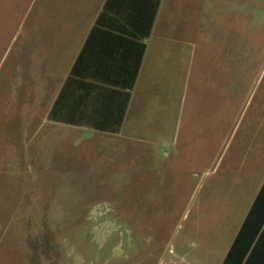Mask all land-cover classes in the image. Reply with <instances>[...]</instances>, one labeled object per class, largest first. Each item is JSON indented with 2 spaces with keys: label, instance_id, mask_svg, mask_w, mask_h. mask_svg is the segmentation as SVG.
I'll return each mask as SVG.
<instances>
[{
  "label": "rangeland",
  "instance_id": "obj_1",
  "mask_svg": "<svg viewBox=\"0 0 264 264\" xmlns=\"http://www.w3.org/2000/svg\"><path fill=\"white\" fill-rule=\"evenodd\" d=\"M176 2L198 56L219 52L234 68L226 72L221 56L211 72L219 85L214 150L206 136L194 139L192 159L186 152L176 153V147H158L153 167L162 187L151 193L156 202H125L117 208L116 203L81 201L78 193L85 187L55 185L57 172L50 162L55 140L46 138L45 128L28 140L35 126L33 119L28 122L36 114L35 84L46 71L30 48L39 36L52 41L72 32L66 25L76 24L82 4L0 0V171L26 180L21 200L13 197L11 178L0 180L7 188L0 191V215L19 202L0 217V264L222 263L264 179V0ZM53 57L50 53L48 69L58 73ZM232 74L234 106L230 100L229 112L221 85L231 83ZM193 93L189 89L184 135L202 127L191 107ZM28 151L36 161L43 153L49 166L35 170L32 180ZM145 175L140 168L134 177Z\"/></svg>",
  "mask_w": 264,
  "mask_h": 264
},
{
  "label": "crops",
  "instance_id": "obj_2",
  "mask_svg": "<svg viewBox=\"0 0 264 264\" xmlns=\"http://www.w3.org/2000/svg\"><path fill=\"white\" fill-rule=\"evenodd\" d=\"M106 1L75 0L77 5L82 4L79 7L84 12L79 8L76 24L66 25L72 32L54 36L52 41L49 36H39L31 46L30 49H36L46 71L35 84L36 114L28 118V122L33 119L35 126L30 125L34 131L28 140L34 139L44 128L47 130L46 138L50 136L55 140L50 158L51 169L57 172L53 176L55 185L85 187L83 193H78L81 201L116 205L153 203L156 199H152L151 193L162 187L161 180L155 178L153 167L158 147H176V153L186 152L185 155L192 159L194 139L206 136L214 150V130L218 126L214 116L219 106L218 101L215 102V91L219 90V85L217 87L211 72L221 56L226 72L234 68L219 52L214 57L208 52L198 56L195 38L189 37L185 18L181 17L184 14L176 0H161L149 35L146 34L153 0H111L114 13L107 21L108 26L102 27L106 32H100L86 46V59L76 70L78 76L74 78L82 83L75 82L67 90L68 122H83L84 125L49 120L48 114ZM138 43L145 45L140 66ZM25 48L29 50L27 44ZM50 53L54 56L51 60L53 68H58V73L48 69ZM134 62L138 74L122 114L123 93L127 91ZM221 88L227 93L228 104L226 102L225 106L230 112V100L234 106V74L231 83H224ZM189 89L194 91L191 107L195 108L196 119L198 115L202 118V127L200 131L188 129L184 135ZM120 117L121 127L115 133L85 125L90 122L115 124ZM79 144L82 149H77ZM165 155L167 159L172 158L168 152ZM26 157L30 163L29 172H33L31 180L36 176L35 170H48L43 153L38 161L29 151ZM140 168L147 175L135 179L136 170L140 171ZM263 182L264 179L258 191ZM150 187L153 189L148 193Z\"/></svg>",
  "mask_w": 264,
  "mask_h": 264
},
{
  "label": "trees",
  "instance_id": "obj_3",
  "mask_svg": "<svg viewBox=\"0 0 264 264\" xmlns=\"http://www.w3.org/2000/svg\"><path fill=\"white\" fill-rule=\"evenodd\" d=\"M161 0H153V10L150 13V19L148 23V30L147 34L149 35L151 28L153 26V21L155 16L157 15L159 6H160ZM111 0H107L106 4L104 6V9L102 12L98 15L95 24L90 31L88 38L85 42L84 47L82 48L80 54L78 55L71 73L69 77L67 78L66 82L64 83L60 93L58 94V97L56 98L49 114L48 119L55 122H63L67 124L72 125H84L83 122H68L67 113L68 110L66 108L67 98H68V89H70L71 86L77 83H82L80 80H77L74 77H77L76 70L80 64L84 62L86 59V46L94 40V38L98 35H100V32L105 31L102 27L108 26L107 21L112 18L113 11L112 6L110 5ZM151 9V8H150ZM139 44V58H138V65L140 66L143 55L145 52V45L143 43ZM137 67H135L134 62V70L130 78V82L126 85L127 91L123 93L124 95V105L122 114L125 113L127 102L130 98V90H132L135 80L137 78ZM122 117L115 123V124H105V123H99V122H90L86 123L85 125H90L91 127H94L97 130L106 131L110 133L118 132L121 127V121ZM67 121V122H66ZM5 158L4 154L2 155V158ZM5 167V164L3 165ZM11 178L13 181L12 189L15 192L14 196H17L21 200V195L23 194L25 190V181L24 177L21 174H16V176H8V172L6 173L0 171V180L3 178ZM2 188V190H1ZM3 188L5 189V186L2 185V182H0V191H3ZM7 189V188H6ZM5 189V190H6ZM11 189V187H10ZM5 192V191H4ZM19 193V196H18ZM4 196L5 193H4ZM12 197V198H13ZM11 206L14 204L11 199H9L6 202H9ZM19 202L15 203L13 205V210L17 206ZM6 208V207H5ZM7 213H9L11 208L7 207ZM5 211H2L0 217ZM1 221V219H0ZM221 264H264V182L262 186L260 187L253 204L251 208L249 209L245 219L243 220L238 232L236 233L223 261Z\"/></svg>",
  "mask_w": 264,
  "mask_h": 264
}]
</instances>
